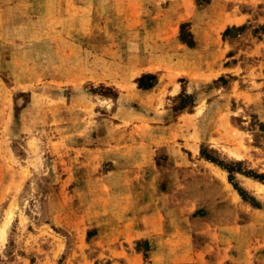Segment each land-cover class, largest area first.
<instances>
[{
    "label": "rangeland",
    "instance_id": "374dc122",
    "mask_svg": "<svg viewBox=\"0 0 264 264\" xmlns=\"http://www.w3.org/2000/svg\"><path fill=\"white\" fill-rule=\"evenodd\" d=\"M0 264H264V0H0Z\"/></svg>",
    "mask_w": 264,
    "mask_h": 264
},
{
    "label": "crops",
    "instance_id": "0c3cea01",
    "mask_svg": "<svg viewBox=\"0 0 264 264\" xmlns=\"http://www.w3.org/2000/svg\"><path fill=\"white\" fill-rule=\"evenodd\" d=\"M157 220V219H156Z\"/></svg>",
    "mask_w": 264,
    "mask_h": 264
}]
</instances>
